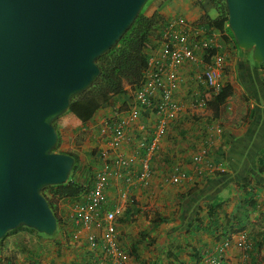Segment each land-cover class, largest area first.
Here are the masks:
<instances>
[{
    "label": "crops",
    "instance_id": "obj_1",
    "mask_svg": "<svg viewBox=\"0 0 264 264\" xmlns=\"http://www.w3.org/2000/svg\"><path fill=\"white\" fill-rule=\"evenodd\" d=\"M156 7L168 20L182 16L193 24L213 9L210 0H157ZM156 7L146 14L156 12ZM155 36L149 53L152 57L161 39ZM223 55L228 72H222V83L229 82L233 94L218 117L196 101L205 92L198 80L201 66L185 62L177 69L174 99L179 111L175 119L164 125L155 151L146 154L142 150L131 169H119V176L112 178L106 189L108 204L121 209L116 229L130 264H207L212 256L218 257L221 264H237L243 244L245 264H264V69L232 44L224 47ZM132 103H127L126 111L117 113L114 108H121L119 102L113 109L98 111L88 123L76 124L75 134L81 141L76 146H65V139L61 140L65 148L62 151L71 148L78 153L84 171L79 173L87 177L86 182H91L88 178L99 170L98 152L108 149L113 158L127 156L136 140L152 142L160 119L144 110L140 118L128 123L120 147L110 149L108 122L127 118ZM104 129L106 135L102 137ZM94 150L96 156L91 154ZM203 150L207 160L224 168V176L202 178L195 173L193 157ZM146 157L152 171L149 186L139 181ZM176 168L189 180L166 182L165 177ZM123 192L128 199L121 197ZM70 205H59L66 226L58 230L55 239L39 240L21 231L0 241V264H97L101 253L93 256L89 251L86 231L70 218ZM214 205L217 208L211 213L209 209ZM156 218L164 220L155 225L152 221ZM94 231L99 233V229ZM132 248L136 249L134 254Z\"/></svg>",
    "mask_w": 264,
    "mask_h": 264
},
{
    "label": "water",
    "instance_id": "obj_2",
    "mask_svg": "<svg viewBox=\"0 0 264 264\" xmlns=\"http://www.w3.org/2000/svg\"><path fill=\"white\" fill-rule=\"evenodd\" d=\"M147 1L0 0V241L20 227L57 231L43 190L65 184L75 160L54 151V122ZM223 1L236 47L264 63V0Z\"/></svg>",
    "mask_w": 264,
    "mask_h": 264
},
{
    "label": "built area",
    "instance_id": "obj_3",
    "mask_svg": "<svg viewBox=\"0 0 264 264\" xmlns=\"http://www.w3.org/2000/svg\"><path fill=\"white\" fill-rule=\"evenodd\" d=\"M221 33L210 31L206 33L202 28L195 27L182 16H177L168 21L163 30L156 55L150 56L148 67L144 73L143 84L134 93V105L130 108L129 116L121 118L109 126V147L116 151L125 139V129L130 121L140 118L141 111H155L160 119L158 131L150 144L141 140L134 142L129 155L111 156L110 150H102L99 154L100 167L94 175L91 187L79 200H74L70 205V218L82 230L86 231L85 239L89 251L93 254L101 253L97 264H130L129 255L118 245L116 217L121 209L118 205L108 204L106 189L112 178L119 176V169H131L142 150L146 154L155 151L156 145L161 139L164 125L167 121L175 119L179 105L174 99V90L178 81L177 69L185 62L195 63L201 66L198 80L203 83L208 92L205 96H214L222 88L221 75L224 70V43ZM215 50L210 57L209 63L204 61L207 52ZM197 103L205 107L206 99L200 95ZM220 132L219 129H217ZM106 135V129L100 132ZM194 171L197 175L206 172L208 175L215 171L224 172L220 164H214L206 159V151L198 153L193 157ZM203 164V167L201 166ZM152 175L149 159L142 161L139 181L144 186H149ZM188 176L179 168L172 170L165 177V181L177 184L187 181ZM123 199H128L126 192L121 193ZM94 229H99V233ZM98 233V234H97ZM102 241L98 244L96 240ZM244 243V242H243ZM242 245V244H241ZM223 248L220 249V252ZM246 245L243 244V252L237 264H245ZM207 264H221L216 256L208 257Z\"/></svg>",
    "mask_w": 264,
    "mask_h": 264
},
{
    "label": "trees",
    "instance_id": "obj_4",
    "mask_svg": "<svg viewBox=\"0 0 264 264\" xmlns=\"http://www.w3.org/2000/svg\"><path fill=\"white\" fill-rule=\"evenodd\" d=\"M210 3L216 12V17L211 19L207 14H204L196 23H194V26L202 28L206 33H209L210 31L221 33V40L222 43H224V47L232 44L236 50L240 51L236 47L233 36L227 27L228 21L224 1L210 0ZM168 21L169 20L158 11L148 16L145 14L144 9H142L131 28L121 38L119 43L98 60L97 64L100 69V75L87 91L73 98L67 113H70L81 124H86L93 119L98 111L108 108L113 109L119 102L121 103V108H114L117 110V113L120 111H126L128 105L127 103H132L134 101L135 91L144 82V73L148 67V61L150 59L149 53L154 44V35L159 36L160 39L163 30L167 27ZM240 52L242 53V51ZM214 54V49L208 51L204 61L209 63L210 57H212ZM256 65L259 68L264 69V63ZM227 72L228 70L224 69L223 74L225 75ZM126 87H128V89H126ZM206 94H208L206 90L203 95L201 94L206 99L205 106L210 108V110L213 112V117L217 118L221 107L224 105L226 100L232 96L233 88L229 82H225L222 84V88L216 95L207 97L205 96ZM131 105L133 106L134 102ZM143 111H141V113L144 114L145 112ZM151 112L154 113L155 111ZM118 120L112 119V121L108 122L109 126ZM57 133L58 142L54 151L71 155L75 160L72 172L65 184L47 187L43 190V195L46 198L53 214L57 218L58 231L61 229L64 230V226H66V223L62 221L63 217L59 215V205L65 202H72L74 200L81 199L91 187L95 174L88 178L91 179V182H86L87 177H84L83 174L81 175L79 173L83 171V166L80 164L78 153L74 151H57L61 144V135L58 130ZM91 154L96 156L97 151L94 150ZM224 175L225 171H215L210 175L201 176L202 178H206ZM187 194H191V190L188 191ZM216 208L217 206L214 205L210 207L209 210L211 213H213L215 212ZM163 220V218H156L152 221V223L157 225ZM197 223L199 226L200 221ZM21 231H27L29 233L36 232L25 227H20L8 232L1 241L5 240L10 235L18 234ZM96 242L98 244H102L99 236ZM118 245L120 247L119 239ZM24 247L25 246L22 248ZM120 249L122 248L120 247ZM25 250L26 249L23 251ZM135 250V248H132L133 254L135 253ZM172 259L175 260L174 258Z\"/></svg>",
    "mask_w": 264,
    "mask_h": 264
},
{
    "label": "rangeland",
    "instance_id": "obj_5",
    "mask_svg": "<svg viewBox=\"0 0 264 264\" xmlns=\"http://www.w3.org/2000/svg\"><path fill=\"white\" fill-rule=\"evenodd\" d=\"M156 6H157V0H149L143 8L145 14L149 13V11L151 9L153 11V7H156ZM154 10L157 11L158 7H156V9H154ZM207 15L209 18L214 19L216 17V12L213 9H211ZM76 124H80V122L77 119H75L70 113H67V112L55 121V123H54L55 128L59 131V133L61 135V140L65 139V140H62V141H64L63 143H65V146H66V144H68V145L73 144L76 146V144L78 142H81L78 139L79 136H76V134H75L76 128H78ZM63 143L61 142L57 151H59V150L62 151L63 149H65ZM69 150L73 151L71 148ZM57 233H58V231H56L53 236H46L43 234H39L37 232H35V233L33 232L32 234H34L36 236V239H39V240L44 239V240L49 241V239H55V237H57ZM40 249L41 248H39V250Z\"/></svg>",
    "mask_w": 264,
    "mask_h": 264
}]
</instances>
